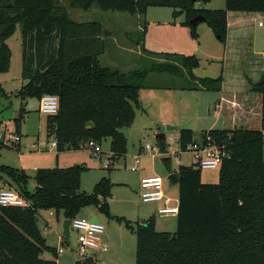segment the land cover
<instances>
[{
	"label": "trees",
	"instance_id": "trees-1",
	"mask_svg": "<svg viewBox=\"0 0 264 264\" xmlns=\"http://www.w3.org/2000/svg\"><path fill=\"white\" fill-rule=\"evenodd\" d=\"M211 0H78L82 9L95 5L102 11L145 15L150 7L172 9V17L184 16L183 26L194 32L189 21L205 17L216 38L225 43L227 13L264 14V0H224V9L207 10ZM196 4L198 7H196ZM12 13H15L13 16ZM20 24L21 78L25 84L16 93L21 101L14 119L16 131L25 113L28 98L56 95V115L46 116L45 128L52 129L56 153L79 150L88 141L97 144L109 139L114 161L126 153V137L121 132L139 108L138 91L149 72L180 76L188 72L197 88L215 91L220 128L201 133L229 151L218 169V182L203 183L200 170L180 166L178 213L173 233L157 232L152 220L135 229L126 223L136 239L135 264H264V67L259 80L246 91H222L221 77L196 80L191 70L193 56L161 55L165 59L149 69L126 73L102 67L98 58L103 42L94 40L98 25L72 22L53 0H0V73L9 69L10 50L5 41ZM6 94L0 85V97ZM92 122L93 128L85 125ZM175 152H186L195 142L190 129L177 133ZM171 140V139H170ZM172 141V140H171ZM19 143V142H18ZM171 143L158 142L159 153H167ZM19 150V144L16 146ZM83 165L41 169L34 177L35 188L26 191L28 177L20 170L0 165V175L17 187L29 207H0V264H57L43 253H55L46 246L37 227L41 210L62 211L64 219L75 218L93 206L108 215L107 200L112 183L101 178L87 194L79 191ZM172 234L175 237H172ZM76 264H94L90 257Z\"/></svg>",
	"mask_w": 264,
	"mask_h": 264
},
{
	"label": "rangeland",
	"instance_id": "rangeland-1",
	"mask_svg": "<svg viewBox=\"0 0 264 264\" xmlns=\"http://www.w3.org/2000/svg\"><path fill=\"white\" fill-rule=\"evenodd\" d=\"M53 2L54 7L59 12H65L72 22L98 25L94 40L103 42L104 47L98 61L100 66L111 70L126 73L149 69L154 63L164 61L160 56L165 54L193 56L197 64L192 68L191 75L196 80H214L221 77L222 86L225 77L230 89L232 83L229 79L232 78L235 84L232 85L235 88L233 90L241 91V84L237 83L240 74L246 77V73L249 78L256 79L255 73L264 67V14L247 21L244 32H240L239 38L228 46L216 38L206 21L199 22L192 32L190 28L182 25L184 16L173 18L170 8L150 7L145 15H130L102 11L95 5L82 9L78 0ZM200 7L222 10L224 0H211L209 4ZM258 22L263 26L259 27ZM19 28L20 24H16L15 32L5 41L10 50V63L8 71L0 73V85L6 94L0 97V165L22 171L28 177L25 188L29 193L33 192L36 186L34 177L41 169L83 165L86 170L81 174L79 191L87 194L92 192L101 178H108L112 183L111 196L107 200L108 215L90 206L82 208L76 218H95L104 227L101 242L107 250L91 251L94 264H135L136 239L126 223L135 229L152 220L157 232L173 233L176 229L175 218L159 215L158 209L162 202L147 203L141 200L140 179L144 176H160L163 180L164 196L169 198L168 205L178 204V185H169L161 159H170L171 171H177L180 166L193 165L190 151L175 152L178 146L177 133L181 129H190L194 133L195 141H198L201 133L219 129L217 104L220 94L215 91L190 90L197 88V84L188 72L180 76L149 72L142 82L145 88L138 92L139 108H134L131 123L121 129L126 137L124 157L116 159L106 169L110 154L109 139L101 143L100 161L86 148L56 153V149L49 146L54 137L53 134L50 135L52 129L45 128L46 116L38 112V99L28 98L22 104L25 113L19 131L15 128L14 119L21 107L16 93L25 84L21 78L22 48ZM253 58L259 63L254 74L250 72L253 69L249 66V61ZM228 76L231 78L228 79ZM161 133L171 143L167 153H158L159 141L156 135ZM14 136L20 137L19 143L11 142ZM17 144L19 150L16 148ZM145 145H149L152 150H145ZM225 155H229L226 149ZM136 158L138 169L130 171L129 167L135 164ZM262 159L264 161V138ZM200 180L207 184L217 183L218 170H200ZM3 186L17 189L12 181L0 175V188ZM63 221L62 211L38 212L37 227L46 246L56 250L55 253L45 252L42 257L55 259L57 264L83 262L87 257H81L76 251V233L69 231L68 239L61 238L64 236ZM58 249L62 252L58 253Z\"/></svg>",
	"mask_w": 264,
	"mask_h": 264
},
{
	"label": "built area",
	"instance_id": "built-area-1",
	"mask_svg": "<svg viewBox=\"0 0 264 264\" xmlns=\"http://www.w3.org/2000/svg\"><path fill=\"white\" fill-rule=\"evenodd\" d=\"M258 26L263 24L258 22ZM59 108V100L56 95L45 94L38 100V112L44 116L56 115ZM14 143L20 142V137L14 136L12 141ZM43 147L46 144H41ZM38 146V145H37ZM50 148H56V142L50 143ZM34 147V146H33ZM87 149H89L96 160H101L102 150L101 145L94 141H88L86 143ZM145 150L151 151L152 148L149 145H145ZM186 151H190L193 155V166L199 170H218L222 161L226 157L224 147L215 145L211 137H205V142L198 139L194 143L187 146ZM159 153V152H158ZM177 159V158H176ZM178 161V159H177ZM114 159L112 154L107 157L106 169L110 165H113ZM138 160L135 159V164L129 167L130 171H136L138 169ZM176 172V171H173ZM140 191L141 200L143 202H162L163 207L158 210L160 216H176L178 213V204L169 206V199L165 198L163 190V180L158 175L144 176L140 179ZM0 207H29V203L18 194V192L11 188L0 189ZM69 231H74L77 235L76 251L81 257H90L91 251L105 252L106 247L102 246L101 235L104 232V227L98 221L72 218L70 219ZM64 239V236H61ZM58 253L62 250L58 249ZM89 255V256H88Z\"/></svg>",
	"mask_w": 264,
	"mask_h": 264
},
{
	"label": "crops",
	"instance_id": "crops-1",
	"mask_svg": "<svg viewBox=\"0 0 264 264\" xmlns=\"http://www.w3.org/2000/svg\"><path fill=\"white\" fill-rule=\"evenodd\" d=\"M258 15H261V14H258V13L228 12L227 13V36H226V42L225 43H227L228 46H229V44L231 42H233L235 39H238L239 38L238 37V34L240 32H244L245 23L247 21L254 20L256 18V16H258ZM258 64L259 63L256 62V59L255 58H253L252 61H249V66H250L251 69H253V70L250 71L251 73L254 74L256 72V69L258 68ZM262 70H263V68H261L260 71H257L255 73L256 76H257L256 79L249 78L246 73H245L246 77L245 76L243 77V75L240 74V77L238 78L237 83L240 82V84H241L240 87L242 89L241 91L248 90L249 89V83H255V81H257L260 78V75L262 73ZM258 73H259V76H258ZM229 77L230 76H228V79H229ZM231 79H229V80L231 81L232 85H235L234 84V81H232ZM229 85L230 84L225 80V77H224V81H223V84L221 86V90L222 91H226V90L227 91H239V90H233L235 88H232V85H231V88L229 89L228 88V87H230ZM148 91H152V90H148ZM217 106H218V104H217ZM218 115H219V106H218ZM219 117H220V115H219ZM1 188H4V186L1 187ZM162 207H163V203L160 206V208H162ZM172 217L176 219V216H172Z\"/></svg>",
	"mask_w": 264,
	"mask_h": 264
},
{
	"label": "water",
	"instance_id": "water-1",
	"mask_svg": "<svg viewBox=\"0 0 264 264\" xmlns=\"http://www.w3.org/2000/svg\"><path fill=\"white\" fill-rule=\"evenodd\" d=\"M199 22H205V17H203L202 15H197L196 17H194L193 19H191L189 21V24L191 27L194 28ZM92 128H93L92 122H88L85 125L86 130H89ZM169 129H173V128H169ZM156 138L158 139L159 142L165 141V135L163 133L157 134ZM161 161H162L164 168H165V171L167 173L166 180L168 181L169 185H171V186L177 185L179 182V178H178L176 172L171 171L170 159L169 158H162ZM91 221L96 222L97 219L93 218V219H91ZM69 224H70V220L64 219V221H63V235L66 239H68V237H69ZM172 237H175V235L172 234Z\"/></svg>",
	"mask_w": 264,
	"mask_h": 264
}]
</instances>
